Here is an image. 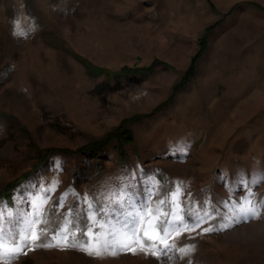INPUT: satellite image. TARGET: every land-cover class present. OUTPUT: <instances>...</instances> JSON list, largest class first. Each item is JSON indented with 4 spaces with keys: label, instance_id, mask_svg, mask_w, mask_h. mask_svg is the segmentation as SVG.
<instances>
[{
    "label": "rangeland",
    "instance_id": "374dc122",
    "mask_svg": "<svg viewBox=\"0 0 264 264\" xmlns=\"http://www.w3.org/2000/svg\"><path fill=\"white\" fill-rule=\"evenodd\" d=\"M262 202L264 0H0V264H264Z\"/></svg>",
    "mask_w": 264,
    "mask_h": 264
},
{
    "label": "snow or ice",
    "instance_id": "6c2138e0",
    "mask_svg": "<svg viewBox=\"0 0 264 264\" xmlns=\"http://www.w3.org/2000/svg\"><path fill=\"white\" fill-rule=\"evenodd\" d=\"M18 34L22 35L23 32H19ZM262 203H264V202H262ZM245 205H247V206H241V214L242 215H245V216H255V215H258V213L256 211V208L254 206H252L250 200H246L245 201ZM139 219L140 218L137 217V220L136 221H130L129 223H126V224H124L122 226L123 235L125 237H126V235H127V233H128L129 230L132 232L133 235H135V233H136V224L138 223ZM130 225H131V228H130ZM224 226H226V225H224ZM210 230L211 229L210 228H207V227L204 228V229H202V231H205V232L210 231ZM161 234L163 235V230H161ZM31 238L33 240H36L39 237L35 233V231H33ZM155 238L156 237H154V239ZM165 243L167 245V242H165ZM23 246H24V238L23 237H21L20 243H19V245H17L16 242H15V238H13L12 243L6 244L5 240L2 238V236H0V255H2L5 250L8 251V252H19V251H22L23 250ZM188 247H191V246H188ZM166 250H167V247L165 248V251ZM181 251H183V249ZM97 254H99V253H97Z\"/></svg>",
    "mask_w": 264,
    "mask_h": 264
},
{
    "label": "trees",
    "instance_id": "16d2710c",
    "mask_svg": "<svg viewBox=\"0 0 264 264\" xmlns=\"http://www.w3.org/2000/svg\"><path fill=\"white\" fill-rule=\"evenodd\" d=\"M85 64H86V66L88 67V69H90V72H91L92 74H95V75H101L102 73H109L108 71H105V70H103V69L97 68L96 66H93L92 64H90V63H88V62H86ZM195 71H196V66H195V60H194L192 66H191V68H190V70H189V72H188L189 77H191L192 75H194ZM131 72H134V71H133V70H130L129 68H123V69L121 70V72L118 74V76H116V77H119V76L124 75V74H127V73H131ZM111 75H113V74L111 73ZM189 77H188V78H189ZM127 137H129V140H130V141L132 140L130 136H127ZM80 151H81V152H84V153H86V152L89 153V152H91L92 150H90V149H88V148H83V149H81ZM93 153H94V157H96V155H97L96 153H97V152H96V153L93 152ZM41 158L43 159V157H41ZM29 176H30L29 174H28V175H25L23 178H21V179L15 181V182L9 184V185L5 188V190H4V192H3V195L6 196V195H7L9 192H11L13 189H15L16 187L20 186V185L22 184L23 181H25L27 178H29ZM23 264H28V263H27V262H24Z\"/></svg>",
    "mask_w": 264,
    "mask_h": 264
}]
</instances>
